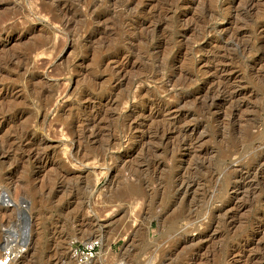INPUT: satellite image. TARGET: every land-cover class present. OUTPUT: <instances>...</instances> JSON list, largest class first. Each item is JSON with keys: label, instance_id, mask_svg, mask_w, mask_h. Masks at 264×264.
<instances>
[{"label": "rangeland", "instance_id": "374dc122", "mask_svg": "<svg viewBox=\"0 0 264 264\" xmlns=\"http://www.w3.org/2000/svg\"><path fill=\"white\" fill-rule=\"evenodd\" d=\"M263 156L264 0H0L10 264H264Z\"/></svg>", "mask_w": 264, "mask_h": 264}, {"label": "built area", "instance_id": "2783aa9c", "mask_svg": "<svg viewBox=\"0 0 264 264\" xmlns=\"http://www.w3.org/2000/svg\"><path fill=\"white\" fill-rule=\"evenodd\" d=\"M102 245L100 237L72 238L69 241L68 252L73 264H94ZM14 242L2 248L0 264H7L14 257Z\"/></svg>", "mask_w": 264, "mask_h": 264}, {"label": "bare ground", "instance_id": "6f19581e", "mask_svg": "<svg viewBox=\"0 0 264 264\" xmlns=\"http://www.w3.org/2000/svg\"><path fill=\"white\" fill-rule=\"evenodd\" d=\"M232 1L233 0H229V3H232ZM148 2V1H147ZM244 2V1H243ZM252 3V0H245V5L246 6H249L250 4ZM145 6V5H144ZM146 7V6H145ZM251 7V6H250ZM153 15V14H152ZM154 16H151V18H153ZM141 22V21H140ZM145 21H143V23H144ZM226 83H228V81L226 82V81H224V80H221V81H219L218 83H217V86H216V89H214V90H218V91H221V92H225V94H226V91H227V84ZM229 85V84H228ZM216 92V91H215ZM220 94V93H219ZM231 94V93H230ZM222 96V95H221ZM171 124V123H170ZM184 133V132H183ZM184 137V136H183ZM41 143V142H40ZM39 143V144H40ZM185 144V143H184ZM187 144V143H186ZM41 145V144H40ZM36 157V156H35ZM263 162H264V156L262 157V159H261ZM259 164V163H258ZM264 166V165H263ZM247 172V171H246ZM258 173H256L255 172V174H253V173H249V172H247L244 176H242V182H241V184L242 185H246V186H248V185H250L252 182H253V180L254 179H256L257 178V175ZM243 175V174H242ZM253 177L254 179L252 180L251 178L250 179H248L249 177ZM262 179H263V183H264V178L263 177H261ZM260 177H259V179H261ZM180 179V178H179ZM182 179V178H181ZM189 180V179H188ZM182 181V180H181ZM183 182V181H182ZM181 182V183H182ZM185 182H186V180H185ZM188 182V181H187ZM181 183H179V185H181V187L180 186H178V187H180L179 188V190L181 189V191H179L180 193H185V192H187L188 190H189V188L192 186L191 185V183L190 184H185L184 182V184L185 185H183V183L181 184ZM195 183V182H194ZM254 186V185H253ZM239 188V187H238ZM246 189V188H245ZM244 189V190H245ZM94 225V224H93ZM100 225V224H99ZM99 225H98V223L96 222V227L98 226L99 227ZM128 229H130V228H128ZM22 231H23V229H22ZM23 233V232H22ZM117 234V233H116ZM118 235H119V233H118ZM118 235H116V237L118 236ZM120 236V235H119ZM109 237V239L107 238L106 240H103L102 241V245H101V250L103 251H109V246H106V244L108 245V240H111L112 239V237L113 236H108ZM113 238H115V237H113ZM202 237L201 236H199V237H196L195 239L193 238H189L188 239V241H194V240H196V239H201ZM7 239V238H6ZM8 241V240H7ZM7 241H5V243H7ZM107 241V242H106ZM113 241V240H112ZM10 242L11 241H9V244H10ZM4 248V247H3ZM14 248L15 247H13V252H14ZM99 253V252H98ZM0 256H1V253H0ZM98 256V255H97ZM14 257H15V253H14ZM14 257L13 258H11L9 261H8V263L7 264H10L11 262H12V260L14 259Z\"/></svg>", "mask_w": 264, "mask_h": 264}]
</instances>
